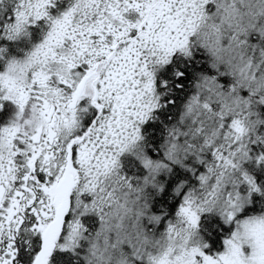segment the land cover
I'll return each instance as SVG.
<instances>
[{"label": "snow or ice", "instance_id": "6c2138e0", "mask_svg": "<svg viewBox=\"0 0 264 264\" xmlns=\"http://www.w3.org/2000/svg\"><path fill=\"white\" fill-rule=\"evenodd\" d=\"M0 264H264V0H0Z\"/></svg>", "mask_w": 264, "mask_h": 264}, {"label": "clouds", "instance_id": "9594fccd", "mask_svg": "<svg viewBox=\"0 0 264 264\" xmlns=\"http://www.w3.org/2000/svg\"><path fill=\"white\" fill-rule=\"evenodd\" d=\"M240 7H241V11H247L248 10L247 8H245L244 5H241ZM255 7H256V5H253V8H255Z\"/></svg>", "mask_w": 264, "mask_h": 264}, {"label": "trees", "instance_id": "16d2710c", "mask_svg": "<svg viewBox=\"0 0 264 264\" xmlns=\"http://www.w3.org/2000/svg\"><path fill=\"white\" fill-rule=\"evenodd\" d=\"M104 236L101 237V240H103Z\"/></svg>", "mask_w": 264, "mask_h": 264}, {"label": "rangeland", "instance_id": "374dc122", "mask_svg": "<svg viewBox=\"0 0 264 264\" xmlns=\"http://www.w3.org/2000/svg\"><path fill=\"white\" fill-rule=\"evenodd\" d=\"M104 239V238H103Z\"/></svg>", "mask_w": 264, "mask_h": 264}]
</instances>
